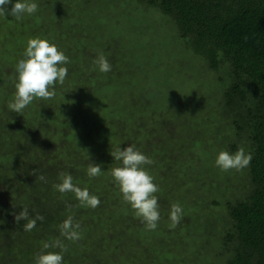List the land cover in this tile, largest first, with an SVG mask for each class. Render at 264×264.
<instances>
[{"label":"rangeland","instance_id":"obj_1","mask_svg":"<svg viewBox=\"0 0 264 264\" xmlns=\"http://www.w3.org/2000/svg\"><path fill=\"white\" fill-rule=\"evenodd\" d=\"M16 2L6 6L9 12ZM31 2L39 6L34 14L25 13L19 20L0 16V148L19 150L10 153L6 165L9 170L21 165L26 172L41 155L39 139H45L50 151L58 146L65 152L75 149L73 157L58 158L69 165L85 163V169L78 166L84 172L76 185L84 189L91 184L96 196L103 190L109 195L99 194L107 204L101 223L96 213L91 217V210L82 211V238L73 242L58 237L72 250V264H92L95 258L93 264H223L227 255L220 242L230 226L223 203L243 200L248 188L241 170L222 171L215 163L220 151L231 153L233 144V154L238 147L247 151L231 118L221 113L219 98L229 84L227 74L221 71V81L220 69H212L191 48L170 16L138 0ZM37 37L69 58L63 65L68 76L62 85H54V98H34L16 113L8 108L18 82L16 66L24 59L28 40ZM101 51L112 65L108 73L93 63ZM130 145L154 161L142 167L159 187L154 193L160 212L155 230L146 229L129 203L118 207L125 201L111 170L122 162L110 152ZM60 152L64 150L55 154ZM89 163L101 165L103 174L89 177ZM4 185L0 183V191ZM215 200L218 205L212 204ZM173 203L183 213L180 224L170 229ZM110 236L112 240H105ZM34 239L16 242L24 252H14L16 262L28 264L34 251L43 249ZM62 255L64 262L66 252Z\"/></svg>","mask_w":264,"mask_h":264},{"label":"trees","instance_id":"obj_2","mask_svg":"<svg viewBox=\"0 0 264 264\" xmlns=\"http://www.w3.org/2000/svg\"><path fill=\"white\" fill-rule=\"evenodd\" d=\"M138 1L145 7H155L170 16L176 23L180 36L190 42L191 48L207 59L212 69H220L219 79L222 81L220 74L223 71L230 80L229 84L223 86L220 94L221 113L223 117L231 118L235 135L246 140V152L251 153L252 160L247 168L241 170L242 175H246L248 179L245 198L227 200L222 204L230 221L220 242L227 255L223 264H264V0ZM65 132L61 131L62 136L67 138ZM39 141L41 155L34 158V163L27 172L21 165L10 166L12 171L6 165L13 157L10 153H19V150L0 148V183L5 184L0 191V198L1 194L4 197L0 199V264H6L7 261L9 264L15 263L12 258L15 251L24 254L22 244L19 248L16 242L35 238V243H42L40 246H43V242L58 238L59 225L69 215L73 216L74 222H78V215L82 211L89 214L91 210V217L96 213L101 218L97 219L98 224L103 220L102 213L107 210V204L99 196H107L108 199L109 195L104 190L96 192L100 204L93 209L80 206L74 193L61 194L53 188L54 184L61 182L60 172H66L72 177L77 175L73 177V183L76 184L78 174L84 172L85 163H63L64 157L58 156L73 157L75 149L65 152V148L58 146L55 151H50L45 146V139ZM81 146H84V159L86 144ZM230 147L233 153L236 146L233 144ZM59 150L64 152L55 154ZM79 165H84V169L77 171ZM34 171L36 175H33ZM39 175H43L45 180L37 179ZM90 186L91 184L86 188L95 195ZM212 204L218 205V200L212 201ZM67 205L72 206L71 210ZM118 207L127 208V204L122 202ZM24 208L28 209L30 218H35L37 214L44 217L43 221H37L36 227L31 231L23 230L27 221L17 223L14 218V214H19ZM112 217L108 215V221H113ZM111 223L108 222L109 225ZM91 226H95L92 221ZM106 238L105 240H112L113 237ZM41 251L42 248L34 251L28 264H35L36 256ZM86 254L88 253L84 250V256ZM72 255V250L67 249L63 264L75 262ZM96 261V258L92 260L93 263Z\"/></svg>","mask_w":264,"mask_h":264},{"label":"clouds","instance_id":"obj_3","mask_svg":"<svg viewBox=\"0 0 264 264\" xmlns=\"http://www.w3.org/2000/svg\"><path fill=\"white\" fill-rule=\"evenodd\" d=\"M10 3L11 0H0V16L11 15L19 20L25 13H36L39 7L37 3L31 2V0H18L12 5L9 12L6 6ZM69 62V58L47 39L39 37L29 39L24 52V59H21L16 66L18 82L15 83L14 100L8 104V108L20 113L33 102L34 98H54L56 95L54 85L57 82L61 85L64 83L68 76V69L63 65ZM93 63L98 65L102 73H108L112 70V65L102 51L98 53ZM110 155L116 161L122 162V166L112 168L111 175L117 182L124 201L131 205L138 217L142 218L147 230H155L160 219V212L158 198L154 193L159 191V187L154 184V178L149 172L142 167V165H151L154 161L140 152L135 145H130L124 149L118 147L111 151ZM251 160V153H246L244 147H238L234 154L228 151H220L215 163L222 171L232 169L240 171L247 168ZM101 167L99 164L89 163L87 174L89 177H97L103 174ZM33 175H36L35 171ZM37 179L44 181L45 177L39 175ZM59 179L61 182L53 185L55 190L61 194L74 193L80 206L93 209L99 206L100 199L91 195L87 188L81 189L74 184L70 174L60 172ZM66 207L71 210L72 206L67 205ZM182 213L183 209L179 203L171 205L170 229H175L180 224ZM14 218L17 223L21 220L27 221L23 225L24 231H31L36 227L37 221L44 220V217L39 214L35 218H30L27 208H24L19 214H14ZM80 228V223L74 222L73 216L69 215L59 225L60 236L73 242L78 241L82 238ZM50 248H59L61 251H45ZM66 251L67 247L60 238L51 242H43V249L37 254L35 264H63L62 253Z\"/></svg>","mask_w":264,"mask_h":264}]
</instances>
